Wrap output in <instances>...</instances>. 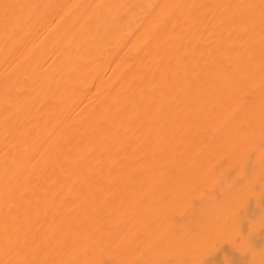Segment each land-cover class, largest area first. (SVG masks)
I'll return each instance as SVG.
<instances>
[{
    "label": "bare ground",
    "instance_id": "bare-ground-1",
    "mask_svg": "<svg viewBox=\"0 0 264 264\" xmlns=\"http://www.w3.org/2000/svg\"><path fill=\"white\" fill-rule=\"evenodd\" d=\"M0 264H264V0H0Z\"/></svg>",
    "mask_w": 264,
    "mask_h": 264
}]
</instances>
